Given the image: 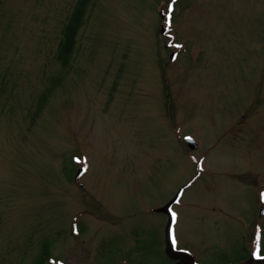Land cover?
<instances>
[{
  "label": "rangeland",
  "instance_id": "374dc122",
  "mask_svg": "<svg viewBox=\"0 0 264 264\" xmlns=\"http://www.w3.org/2000/svg\"><path fill=\"white\" fill-rule=\"evenodd\" d=\"M170 1L90 0L63 68L76 0H0V264L264 252V0Z\"/></svg>",
  "mask_w": 264,
  "mask_h": 264
},
{
  "label": "trees",
  "instance_id": "16d2710c",
  "mask_svg": "<svg viewBox=\"0 0 264 264\" xmlns=\"http://www.w3.org/2000/svg\"><path fill=\"white\" fill-rule=\"evenodd\" d=\"M89 2L90 0H76L71 13L67 17L62 28L61 37L57 43L54 58L59 66L61 65L63 68H65L73 59L77 35L85 22ZM171 2L172 5H174L176 0H174V2L171 0ZM53 90L54 85L51 84L45 88L47 97ZM259 255L264 256V252L261 251ZM263 261L264 259H256L254 262L260 264Z\"/></svg>",
  "mask_w": 264,
  "mask_h": 264
},
{
  "label": "water",
  "instance_id": "95a60500",
  "mask_svg": "<svg viewBox=\"0 0 264 264\" xmlns=\"http://www.w3.org/2000/svg\"><path fill=\"white\" fill-rule=\"evenodd\" d=\"M160 32L161 33H164L165 32V29L163 27H161ZM172 57H173V53L170 54V59H172ZM185 143L188 146V148H190V149H194L197 146L196 142L193 141L190 138H186L185 139ZM81 172H82V169H80V168L76 170V172H75V174L73 176L74 180H76L79 177V175L81 174ZM183 260L179 264H182Z\"/></svg>",
  "mask_w": 264,
  "mask_h": 264
},
{
  "label": "snow or ice",
  "instance_id": "6c2138e0",
  "mask_svg": "<svg viewBox=\"0 0 264 264\" xmlns=\"http://www.w3.org/2000/svg\"><path fill=\"white\" fill-rule=\"evenodd\" d=\"M173 2H174V0H173ZM171 10H172V9H171V6H169V12H171ZM172 215H173V220H175V213H173ZM257 239H258V241H259V239H260L259 234H258V236H257ZM172 242H173V244L175 245V240H174V239H173ZM258 252H259V247H258ZM255 258L258 259V260H259V259H264V256H260L259 254H257Z\"/></svg>",
  "mask_w": 264,
  "mask_h": 264
},
{
  "label": "flooded vegetation",
  "instance_id": "af4514ba",
  "mask_svg": "<svg viewBox=\"0 0 264 264\" xmlns=\"http://www.w3.org/2000/svg\"><path fill=\"white\" fill-rule=\"evenodd\" d=\"M177 256H174V257H172V260H170L171 262V264H179L182 260L181 259H178V258H176ZM247 258H250L249 256L247 257ZM248 263V262H247ZM182 264H183V262H182ZM227 264H229V263H227ZM231 264H234V263H231ZM250 264H257V262H252V263H250Z\"/></svg>",
  "mask_w": 264,
  "mask_h": 264
}]
</instances>
